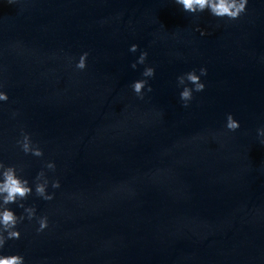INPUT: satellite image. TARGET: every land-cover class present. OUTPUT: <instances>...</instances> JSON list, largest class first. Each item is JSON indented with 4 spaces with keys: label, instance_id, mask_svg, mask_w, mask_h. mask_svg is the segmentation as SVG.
<instances>
[{
    "label": "water",
    "instance_id": "water-1",
    "mask_svg": "<svg viewBox=\"0 0 264 264\" xmlns=\"http://www.w3.org/2000/svg\"><path fill=\"white\" fill-rule=\"evenodd\" d=\"M133 43L156 68L143 100L129 87L144 67H130ZM200 67L206 89L184 108L176 78ZM0 83L10 97L0 159L29 178L53 160L48 175L61 181L53 201L27 202L50 228L25 222L6 253L28 264H264V0L236 21L174 0H3ZM21 128L43 159L15 146Z\"/></svg>",
    "mask_w": 264,
    "mask_h": 264
},
{
    "label": "clouds",
    "instance_id": "clouds-1",
    "mask_svg": "<svg viewBox=\"0 0 264 264\" xmlns=\"http://www.w3.org/2000/svg\"><path fill=\"white\" fill-rule=\"evenodd\" d=\"M6 2L16 6L20 0H6ZM174 3L184 12L193 16L207 12L217 20L236 21L247 13L250 0H174ZM196 31L201 36L207 34L199 27L196 28ZM128 51L132 54L139 52L138 57L130 65L133 70H136L140 65L144 66L140 74L141 78L133 80L129 85L135 96L143 100L147 93L153 91L149 81L155 77L156 68L146 63L149 54L146 50H141L139 44H131ZM88 57L87 51L80 54L75 60V69L81 72L85 71L88 67ZM207 75V68L200 67L198 70L193 68L177 76V87L180 89L179 100L182 107L188 108L194 99V94L205 91L206 84L202 77ZM9 99V94L4 89L3 83H0V108L8 103ZM17 115V112H12V118ZM225 128L229 132H236L241 128L240 121L232 113H228ZM256 131L259 142L264 145V127H259ZM15 146L25 156L37 159H43L45 156L43 147L39 142L34 141L32 134L24 128L19 130V137L15 140ZM56 168L55 161L46 160L34 178H29L22 166L6 163L0 159V264H28L24 254L5 252L10 241L22 239L21 225L25 222L34 226L37 235L45 233L50 228L49 216L39 213L34 203L29 204L27 202L30 197L45 202H51L55 199L56 190L61 188V181L59 178H50L48 173H55ZM16 209H22V212L17 214Z\"/></svg>",
    "mask_w": 264,
    "mask_h": 264
}]
</instances>
